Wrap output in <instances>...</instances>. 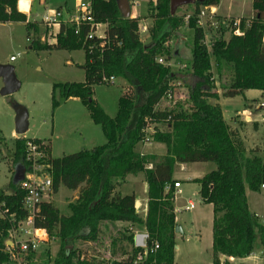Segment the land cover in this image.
<instances>
[{"label":"trees","instance_id":"trees-1","mask_svg":"<svg viewBox=\"0 0 264 264\" xmlns=\"http://www.w3.org/2000/svg\"><path fill=\"white\" fill-rule=\"evenodd\" d=\"M169 1H150L152 23L147 27L146 43L138 33L141 17L122 18L115 0H90L92 22L79 23L77 32L71 23L61 25L54 42L41 43L35 36L39 29L18 11L17 0H0V22L26 21L29 48L83 50L85 61L80 68L84 80L53 83L51 106L54 109L61 101L78 98L105 138L103 144L57 158L50 156L49 146L41 139L14 138L13 168L30 164L25 154L26 141L31 140L45 154L38 162L51 178V192L56 193L61 186L77 190L76 198L67 205L69 214H62L55 204L44 200L34 219L36 227L46 230L48 240L58 243L53 264H176L172 172L178 163L215 165L202 177L193 179L199 185L202 202L211 204L213 211L212 261L206 264H245L232 263L228 258L248 256L256 241L264 247V224L249 210L246 198V189L262 192L264 196L260 188L264 184V147L262 155L248 152L239 129L223 119L211 71L213 66L222 81L219 86L222 97L243 98L246 91L258 90L261 99L250 103L264 100V0H251L252 15L240 17L243 34L231 33L227 39L215 37L209 49L195 15L202 7L217 6L219 0H197L191 4L188 27L193 30L192 44L190 62L184 72L173 71L168 63L157 61L167 54L168 62L171 56L164 44L176 36L183 22V17L170 14ZM23 2L19 0L20 9ZM98 23L105 24L103 35L88 38ZM233 28L230 22V31ZM104 78H122L126 82L113 117L92 98L94 85L110 83ZM178 91L184 97L173 101L176 96L173 93L178 95ZM163 98L171 99V104L160 108ZM251 124L254 129L258 126V122ZM148 128L152 129L149 137ZM140 141L162 143L165 153L141 155L134 150ZM138 173H142L147 184L144 218L136 213L134 194L122 195L117 190L127 175ZM9 187L10 191L0 189V202H4L8 214L23 219L27 214L23 208L25 192L12 180ZM115 222L128 225L117 228ZM108 224L119 235L111 237L110 258L89 256L82 251L83 242L103 247L102 232ZM134 226L145 228L148 249L155 242L158 244L140 262L135 261L142 249L133 244ZM8 228V221L0 216V264L8 259L4 245ZM222 256L224 260L220 259ZM49 261L45 253L39 261L31 258V264Z\"/></svg>","mask_w":264,"mask_h":264},{"label":"rangeland","instance_id":"rangeland-1","mask_svg":"<svg viewBox=\"0 0 264 264\" xmlns=\"http://www.w3.org/2000/svg\"><path fill=\"white\" fill-rule=\"evenodd\" d=\"M74 3L75 0H69ZM129 2H131L129 0ZM55 1L51 2L49 7L55 6ZM219 16L231 14L234 16L249 17L252 14L251 0H219L218 3ZM28 5V0L26 8ZM147 0H134L131 2V11L135 16L141 17L140 25L148 27L152 23L150 17L151 11ZM51 9V8H49ZM191 4L178 7L175 14L184 17L176 36L170 37L165 42L171 56L166 62V55H161L163 63H169L173 71H185L190 62V47L192 44L193 30L188 27L185 20L186 15L192 13ZM153 13V12H152ZM37 16L36 18H38ZM225 18L235 19L240 17ZM228 21V20H227ZM226 21V25L228 22ZM210 31L204 30L203 41L206 47L210 48V42L213 38L221 36L227 39L231 35L230 27H224L220 23ZM105 24H99L95 34L101 36ZM40 31L35 36L39 38L41 43H49L52 41L51 35L44 26L39 24ZM27 30L20 21L0 22V64H11L14 68L16 78L20 82L19 89L7 96L0 95V189L2 191H10L9 184L12 180L13 165L12 152L14 150L13 142L17 137L14 133V111L11 103L16 102L23 105L28 112V129L24 133L26 138H38L47 143L50 148V156L53 158L61 157L64 154L76 152L81 149H90L93 146L103 144L105 142L104 135L99 125L92 122L87 109L79 102L71 99L61 101L54 109L51 106V86L55 82H81L84 80V71L80 66L84 63V52L82 49L76 50H57V49H31L28 47V39L26 37ZM140 40L143 43L148 42L149 36L147 31L140 33ZM10 56H14L13 61L9 60ZM213 65V64H212ZM211 71L214 74L215 85L218 92V99L222 111L223 119L230 123L233 127L239 129V134L244 141V145L248 152H254L262 155L264 147V127L258 123L256 129L250 122H243L240 119L242 109L247 106L241 95L225 98L221 96L220 83L218 76L215 75V68L212 66ZM126 82L122 78H115L108 84H96L93 87L92 98L104 109V111L113 117L117 110V100L120 96L123 86ZM2 80L0 78V88ZM257 90H251L246 95H252ZM174 99H182L183 93L178 91V95L174 92ZM56 97L58 95L56 94ZM256 99H261L257 97ZM171 99L163 98L159 107L162 108L171 104ZM213 101V100H211ZM242 121V122H240ZM150 130L146 135L149 137ZM134 150L144 155L164 154L165 146L162 143H153L152 141L138 142ZM148 157V156H147ZM202 164H189L184 172L178 175L185 176L193 173H199L200 170H211L214 168L212 162H199ZM201 165V166H194ZM200 167V169H199ZM175 170V169H174ZM138 174H129L125 180L117 187L120 194L131 193L134 188L140 195L143 191V180ZM180 182L181 191L175 192L176 207L175 219L179 225L181 233H176L174 249V261L176 264H206L211 263V205L201 202V198L196 192V183L187 181ZM249 201V210L255 212L260 221L264 224V196L262 192H252L246 189ZM76 197V192L67 190L61 186L56 193H50L47 200L55 204L62 214H69L68 203L72 202ZM192 198L194 208L183 209L187 204V200ZM116 227V226H115ZM118 232L107 225L103 228L101 243L103 247H99L98 243L83 242L80 245L82 251L87 255H101L103 258H110L109 243L111 237H118ZM58 249V243L55 240H48L39 247V257L46 254L49 257V263L53 264V257ZM49 252V254H47ZM46 257V256H45ZM236 262L245 264H264V247L255 242L252 252L243 258H237Z\"/></svg>","mask_w":264,"mask_h":264},{"label":"built area","instance_id":"built-area-1","mask_svg":"<svg viewBox=\"0 0 264 264\" xmlns=\"http://www.w3.org/2000/svg\"><path fill=\"white\" fill-rule=\"evenodd\" d=\"M189 16L190 15L185 16L187 22ZM195 16L197 18V24L201 28L204 26L206 27L205 31H210L215 28L219 25L218 23L224 27H230L231 22L232 26H234L231 33L234 35L243 34V29L240 27V18L229 19L221 17L217 14L216 6L202 7ZM85 21L92 22L90 0H77L73 13H68L61 8H53L46 9L40 16V23L49 31L52 38V41L49 43L55 41L61 25L71 23L75 27V32H77L79 23ZM226 21L228 22L227 25ZM98 25L99 23L95 25V31ZM95 31L89 32L87 37L91 38L94 35L97 36ZM146 31L147 27L145 25H138L139 35L141 32ZM102 35L103 33L101 36ZM14 59V56L9 57L10 61H13ZM157 61L163 63L161 57H159ZM104 80L111 82L114 79L104 78ZM240 119L250 123H262L264 127V100L250 103L247 107H244L241 111ZM148 130H151L152 132L151 128H148L146 132ZM44 155L45 154L39 149V147L31 140L26 141L25 160L30 164L25 166L26 170L23 179L19 183L20 188L25 192L23 208L27 213L26 216L23 219L17 220L15 214H8L4 202H0V216L5 218L10 225L4 241L5 251L8 254V259L5 264H31V258L33 261H36L38 257L40 245L47 241L48 235L46 230L34 225V219L39 213L40 203L47 200V196L49 197V194L51 193V178L44 171L45 166L38 162V160ZM148 167H150V165H148ZM173 186L174 188H177L180 186V183L176 181L173 183ZM260 188L264 191V184H261ZM193 205V203H189L187 209L192 208ZM147 239L148 234L146 231L134 232L133 244L135 247L142 249V252L138 253L135 257L136 262L142 261L147 252L152 253L158 248V244L155 242L153 246L148 249Z\"/></svg>","mask_w":264,"mask_h":264},{"label":"crops","instance_id":"crops-1","mask_svg":"<svg viewBox=\"0 0 264 264\" xmlns=\"http://www.w3.org/2000/svg\"><path fill=\"white\" fill-rule=\"evenodd\" d=\"M53 0H28V5H27V8L26 9H20L18 4H19V0H17V9L18 11L24 13L27 17V20L26 21H31V22H34L35 25L37 26V28L39 29L40 31V27H39V24L41 25L40 23V16L42 15V13L46 10V9H53V8H61L63 9L64 11L68 12V13H73L74 10H75V6L77 4V0L73 2L69 1V0H54L55 1V6L54 7H49L51 5V2ZM131 2L134 1V0H130ZM150 1H154V0H147V3H149ZM131 2L130 3V6H131ZM219 5V4H218ZM218 5L216 6V9H217V12H218ZM130 10H131V7H130ZM252 15V14H251ZM250 15V16H251ZM37 16H39L38 18H36ZM135 14L131 11V17H134ZM225 16H228V17H245V16H234V15H231V14H226L224 16H221V17H225ZM249 16V17H250ZM26 21L24 22H21L25 28H26ZM140 21H145V19H142ZM139 21V23H140ZM104 28H105V25H103ZM30 32V35H31V30L29 31ZM251 90H248L244 93V96L243 98H245L247 100L248 103H250L252 100L256 99L257 97L260 96V91L257 90L256 93L252 94V95H246V93L250 92ZM68 99H71V100H75V101H79L78 98L76 97H70ZM67 100V99H66ZM65 101V100H64ZM80 102V101H79ZM102 131V130H101ZM151 131V130H150ZM151 133V132H150ZM24 136V135H23ZM155 143V142H153ZM141 155H144L143 153H141ZM150 155H157V156H160V155H163V154H155V153H152V154H149V155H144V156H150ZM189 164H202V163H199V162H195V163H189ZM189 164H186V163H178L176 164V166L174 167L173 169V172H172V180H174V182L176 181H184L186 179H188L187 181H192L193 182V179L195 178H200L202 177L208 170H205V169H202L200 170L199 173H193L191 175H185V176H181V175H178L179 172H184L187 168H189ZM194 166H201V165H194ZM15 168V167H14ZM13 168V169H14ZM200 169V167H199ZM13 174H14V170H13ZM13 176V175H12ZM140 179L143 180V191L142 193H140V195L137 194L136 190H134V188L131 190V193L134 194V197H135V210H136V213L144 218L145 215H146V211H147V184L146 182L144 181V178H143V175L142 173H140L139 175ZM180 183V182H179ZM196 183V182H194ZM197 187H196V192L198 193L199 195V185L198 183H196ZM181 186L177 187V188H174L175 192H179L181 191ZM118 190V189H117ZM119 191V190H118ZM74 192H76V195H77V190H74ZM120 192V191H119ZM175 192H174V195H175ZM131 193H128V194H131ZM124 195V194H122ZM200 196V195H199ZM76 198V197H75ZM175 198V196H174ZM246 198H247V193H246ZM175 200V199H174ZM173 200V201H174ZM201 200V199H200ZM202 202V200H201ZM189 203H193V207L195 206V203L193 201L192 198H189L187 200V204L183 207V209H187L188 206H189ZM204 203V202H203ZM247 203H248V206H249V201H248V198H247ZM211 205V204H209ZM173 206H174V214H175V210H176V207H175V204L173 202ZM211 208H212V205H211ZM191 209V208H190ZM255 213V212H253ZM256 214V213H255ZM257 215V214H256ZM258 216V215H257ZM212 218H213V211H212ZM175 222H176V219H175ZM110 225V224H108ZM117 228H122L126 225H128L126 222H115L114 224ZM111 229H113L112 226H110ZM133 231L134 232H145V228L143 226H134L133 227ZM176 233L178 232H175V237H176ZM211 243H212V219H211ZM221 260H224L225 257H221L220 258ZM228 260L232 263H241V262H236L237 261V258H228ZM243 263V262H242Z\"/></svg>","mask_w":264,"mask_h":264},{"label":"water","instance_id":"water-1","mask_svg":"<svg viewBox=\"0 0 264 264\" xmlns=\"http://www.w3.org/2000/svg\"><path fill=\"white\" fill-rule=\"evenodd\" d=\"M197 0H170L169 9L170 14L174 15L178 7L193 4ZM117 9L120 12L122 18L131 17L129 0H115ZM0 78L2 80V86L0 88V95L7 96L16 92L20 87V82L16 78L14 68L11 64H0ZM11 108L14 111V133L16 136H23L28 129V112L27 109L16 102L11 103ZM25 167L18 164L14 168V174L12 176L13 183H20L23 179ZM174 232L181 233V229L178 224L174 225ZM176 248V246H174Z\"/></svg>","mask_w":264,"mask_h":264},{"label":"bare ground","instance_id":"bare-ground-1","mask_svg":"<svg viewBox=\"0 0 264 264\" xmlns=\"http://www.w3.org/2000/svg\"><path fill=\"white\" fill-rule=\"evenodd\" d=\"M22 9H26L27 0H24Z\"/></svg>","mask_w":264,"mask_h":264}]
</instances>
